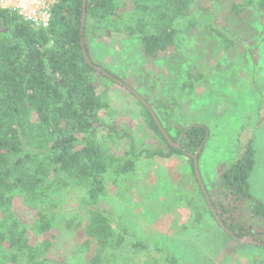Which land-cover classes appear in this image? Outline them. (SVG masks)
Listing matches in <instances>:
<instances>
[{
  "label": "trees",
  "instance_id": "obj_1",
  "mask_svg": "<svg viewBox=\"0 0 264 264\" xmlns=\"http://www.w3.org/2000/svg\"><path fill=\"white\" fill-rule=\"evenodd\" d=\"M200 1L87 0L83 34L87 52L92 59L88 32L99 30L138 36L142 52L158 58L172 47L179 48L193 28L223 5L233 19L246 17L241 21L248 23V27L241 24L245 32L250 28L252 34L258 32L259 41L264 40V0H209V5ZM84 3L58 0L48 27H37L15 12L0 9V264H49L59 227L80 238L72 250L74 264H125L128 258L137 264L146 250L150 264H177L175 256L156 257L154 246L132 227L118 224L101 202L110 196V185L122 198H129L136 187V172L159 158L185 155L196 177L192 155L201 145L204 149L210 130L199 124L173 127L158 116L179 144L172 146L139 100L147 126L166 149L141 148L129 131L124 135L117 131L111 117L115 111L109 97L100 94L95 74L114 81L90 65L83 52ZM220 35L229 50L234 39ZM172 114L168 113L169 122ZM255 158L256 147L250 141L222 172L223 199L216 201L208 193L233 239L248 235L264 243L250 220L253 215L264 217V205L251 193ZM76 189L85 190V196L79 209H68ZM199 189L200 200L204 198L216 219ZM180 192L178 201L186 200L188 205L198 200ZM16 200L36 213L32 222L11 210ZM200 217L197 213L196 219Z\"/></svg>",
  "mask_w": 264,
  "mask_h": 264
},
{
  "label": "rangeland",
  "instance_id": "obj_2",
  "mask_svg": "<svg viewBox=\"0 0 264 264\" xmlns=\"http://www.w3.org/2000/svg\"><path fill=\"white\" fill-rule=\"evenodd\" d=\"M200 2L210 4L209 0ZM232 16L227 5L213 9L179 48L172 47L158 58L142 52L138 36L96 30L89 31L86 39L94 62L138 91L164 124L209 128L199 165L203 182L216 201L223 199L219 189L223 170L253 141L256 158L251 193L264 205V40L259 41L258 32L253 35L250 28L245 32L241 24L248 27V23L241 21L246 17ZM220 34L234 39L229 50ZM95 78L100 94L111 101L117 131L121 135L129 131L141 148L166 149L147 126L139 99L118 82L101 78L100 73ZM169 112L173 113L170 122ZM193 173L185 155L159 158L136 172V187L129 198H122L116 186L110 185V196L101 205L113 213L118 224L132 227L136 235L152 244L159 259L172 255L177 264H264V245L242 243L223 229L204 198L200 200L201 186ZM180 191L199 201L188 205L186 200L178 201ZM85 193L76 189L67 208L79 209ZM11 210L28 223L36 218L21 200H16ZM197 213L201 215L198 220ZM251 218L252 227L264 238V217L258 214ZM56 233L59 239L49 254V264L76 263L71 256L74 242L80 238L75 239L63 227ZM146 252L137 264H150ZM134 260L128 258L125 264Z\"/></svg>",
  "mask_w": 264,
  "mask_h": 264
},
{
  "label": "water",
  "instance_id": "obj_3",
  "mask_svg": "<svg viewBox=\"0 0 264 264\" xmlns=\"http://www.w3.org/2000/svg\"><path fill=\"white\" fill-rule=\"evenodd\" d=\"M86 1L84 3V11H83V18H82V27H81V34H82V45H83V52L85 54L86 60L88 61V63L90 65H92L97 71L103 73L104 75L110 77L111 79H113L114 81L118 82L119 84H121L122 86L126 87L131 93H133L151 112L153 118L155 119L159 129L161 130V132L163 133V135L165 136V138L168 140V142L175 147H178L179 144L174 142V140L172 139V137L169 135V133L166 131V129L164 128L162 122L160 121L158 115L156 114V112L154 111V109L152 108V106L150 105V103L143 98L138 91H136L134 88H132L131 86H129L128 84H126L124 81L114 77L112 74H110L108 71H106L103 67L95 65L91 59V57L89 56L87 49L85 47V40H84V28H85V23H86ZM203 149V145H201L198 149V151L192 155L193 160H194V168H195V173H196V177L198 179V182L203 190V193L205 195V198L208 202V205L210 207V209L212 210V212L216 215V219L219 222V224L223 227V229H225L226 232H228L230 235L233 236V233L229 230V228L226 226V224L224 223V221L221 219V217L217 214V211L215 209V206L213 204V201L208 193V190L203 182L202 179V175H201V171H200V165H199V156L200 153ZM236 239L242 243H249V244H259V245H264V243L258 242L256 240H254L251 236H244V237H240Z\"/></svg>",
  "mask_w": 264,
  "mask_h": 264
},
{
  "label": "built area",
  "instance_id": "obj_4",
  "mask_svg": "<svg viewBox=\"0 0 264 264\" xmlns=\"http://www.w3.org/2000/svg\"><path fill=\"white\" fill-rule=\"evenodd\" d=\"M58 0H0V9L17 13L37 27H48Z\"/></svg>",
  "mask_w": 264,
  "mask_h": 264
}]
</instances>
